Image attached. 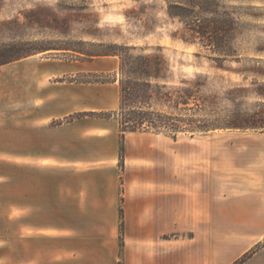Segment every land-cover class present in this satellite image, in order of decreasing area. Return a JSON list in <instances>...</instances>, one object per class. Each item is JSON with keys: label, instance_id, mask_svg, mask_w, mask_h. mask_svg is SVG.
I'll return each mask as SVG.
<instances>
[{"label": "rangeland", "instance_id": "1", "mask_svg": "<svg viewBox=\"0 0 264 264\" xmlns=\"http://www.w3.org/2000/svg\"><path fill=\"white\" fill-rule=\"evenodd\" d=\"M214 1L235 23L226 56L181 41L183 24L168 17L166 0H0V52L17 59L0 66V139L6 153L17 148L15 129L36 117L41 138L47 128L82 116L51 119L54 96H72L75 88L89 85L118 87L128 79L120 61H139L138 56L162 61L163 80L149 83L176 96L198 78L203 103L179 110L148 102L143 109L160 124L146 133L163 139L168 153L181 154L204 187L206 181L212 185L215 249L229 240L227 254L233 255L244 246L236 243L243 235L247 242L249 236L260 238L253 248L258 250L264 245V128L247 127L264 123V0ZM130 108L118 106L115 118L123 120ZM236 118L244 129L195 132ZM187 129L194 133L176 132ZM6 164L11 184L13 164ZM5 205L0 264H13L12 202L7 198ZM227 259L218 256L215 262Z\"/></svg>", "mask_w": 264, "mask_h": 264}, {"label": "crops", "instance_id": "2", "mask_svg": "<svg viewBox=\"0 0 264 264\" xmlns=\"http://www.w3.org/2000/svg\"><path fill=\"white\" fill-rule=\"evenodd\" d=\"M118 99L114 84L63 92L50 118L82 116L41 138L37 117L17 127L13 154L0 139V218L8 198L13 264H264V245L253 249L260 238L241 235L233 255L229 240L215 249L212 185L158 136L122 133Z\"/></svg>", "mask_w": 264, "mask_h": 264}, {"label": "trees", "instance_id": "3", "mask_svg": "<svg viewBox=\"0 0 264 264\" xmlns=\"http://www.w3.org/2000/svg\"><path fill=\"white\" fill-rule=\"evenodd\" d=\"M167 15L169 18L177 19L183 24L182 33L179 37L186 44L199 43L205 49L215 54L227 55L230 49L231 36L234 31V21L227 12H219L218 5L214 0H166ZM3 56V57H2ZM10 55H2L0 52V66L13 62L17 59ZM139 61H120V72L128 79L121 80L118 86L119 99L118 106H131L123 120H118L122 133H146L147 129H156L157 126L152 117L157 116L153 112L145 111L148 102L155 101L164 105L174 104L175 109H190V103L198 108L203 103L199 90L202 85L196 78L192 85L178 88L176 96L170 92H162L164 87L151 85L149 80H163L164 65L162 61H149L151 58L138 56ZM125 77V78H126ZM214 100L215 97L209 98ZM130 104V105H128ZM95 115V114H91ZM97 116H107V114H97ZM160 119L161 116L158 115ZM159 120V119H156ZM160 124V123H159ZM165 126L166 123L164 122ZM125 127V129H123ZM264 128V123L248 125L247 128ZM244 129L238 119L232 123H214L199 127L195 132H208L223 129ZM176 132H190L191 129ZM176 138V134L173 135Z\"/></svg>", "mask_w": 264, "mask_h": 264}]
</instances>
